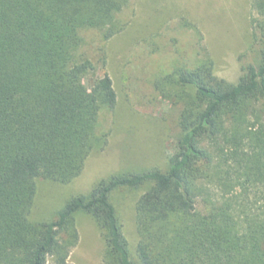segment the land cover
Listing matches in <instances>:
<instances>
[{
    "label": "trees",
    "instance_id": "1",
    "mask_svg": "<svg viewBox=\"0 0 264 264\" xmlns=\"http://www.w3.org/2000/svg\"><path fill=\"white\" fill-rule=\"evenodd\" d=\"M130 1L0 0V264H70L78 211L101 233L104 264H264V0H249L254 56L236 82L208 54L163 78L179 108L165 170L118 173L53 219H29L36 178L69 182L106 142L96 130L116 101L112 81L86 84L92 64L76 53L84 30L119 32ZM144 184L132 255L110 193Z\"/></svg>",
    "mask_w": 264,
    "mask_h": 264
},
{
    "label": "rangeland",
    "instance_id": "2",
    "mask_svg": "<svg viewBox=\"0 0 264 264\" xmlns=\"http://www.w3.org/2000/svg\"><path fill=\"white\" fill-rule=\"evenodd\" d=\"M249 0H131L119 14L123 28L108 39L97 30L82 31L83 44L76 60H88L94 77L107 74L116 94L111 109L100 111L98 136L79 175L67 183L36 178L29 211L31 221H48L74 195L88 194L93 185L118 173L165 170L175 151L179 108L161 91L163 78L174 67L192 65L208 54L214 73L236 82L251 51ZM148 184L119 187L110 193L130 253L139 234L136 202ZM197 209H203L198 202ZM78 232L70 264H104V242L90 215H74Z\"/></svg>",
    "mask_w": 264,
    "mask_h": 264
}]
</instances>
